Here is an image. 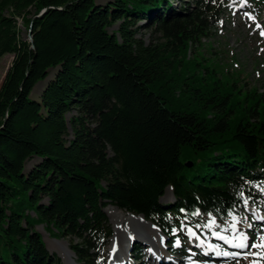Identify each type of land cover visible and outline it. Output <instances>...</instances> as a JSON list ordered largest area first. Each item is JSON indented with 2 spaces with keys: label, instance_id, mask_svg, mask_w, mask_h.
I'll list each match as a JSON object with an SVG mask.
<instances>
[{
  "label": "trees",
  "instance_id": "trees-1",
  "mask_svg": "<svg viewBox=\"0 0 264 264\" xmlns=\"http://www.w3.org/2000/svg\"><path fill=\"white\" fill-rule=\"evenodd\" d=\"M225 2L0 0V58L13 55L0 85V264H62L37 226L67 239L76 264H107V206L142 215L170 244L183 220L228 230L245 205L264 213V98L188 56ZM140 22L164 43L146 45ZM141 252L134 244L132 259Z\"/></svg>",
  "mask_w": 264,
  "mask_h": 264
},
{
  "label": "rangeland",
  "instance_id": "rangeland-1",
  "mask_svg": "<svg viewBox=\"0 0 264 264\" xmlns=\"http://www.w3.org/2000/svg\"><path fill=\"white\" fill-rule=\"evenodd\" d=\"M109 0H95L96 4H105ZM173 7L177 8L180 2L183 0H170ZM226 8L219 19V27L212 30L210 34L202 38L198 43L192 44L188 56L192 60L197 58L200 62L198 69H202V66L209 67L213 70L218 78L224 81L234 82V90L239 91L242 94L246 92L255 91L257 94H262L264 98V8L262 6L256 10L255 3L252 0H225ZM189 2V1H188ZM191 4V3H190ZM32 14V12H31ZM30 14V15H31ZM143 22H140V27L137 37L140 38L146 45L156 46L164 43V39L160 33L155 32L154 26L151 28H143ZM17 32L19 40L29 41L30 37L28 30L20 19L16 21ZM118 24L108 29L111 33L117 29ZM13 60V55H4L0 58V85L4 78V75ZM57 69L49 70L48 76L45 80L40 81L33 88L30 99L39 101V96L43 91L47 83L54 77ZM192 72V70H191ZM204 73V70H197L196 73ZM75 115L74 111L66 114V120L68 121L72 116ZM70 131V130H69ZM39 159H32L26 163L24 173H27L33 165L38 163ZM162 203H172L173 196L170 188L166 189L164 196L161 198ZM105 215L108 219V224L112 230V237L104 245V248L100 252L102 257L107 264H118L116 262L118 254L110 256L112 249L116 250L114 245H119L122 241L124 243L128 238L133 237V242L139 244L140 236H146L148 233L144 231L135 219H131L129 214L123 210H119L113 206H107L104 208ZM261 220H264L263 213L255 210L251 206L245 205L242 211L241 220H230L228 221L225 229L224 224L216 222L214 219H210L207 224L200 228L198 236L202 241H215L220 240L217 235H222L227 240H232L235 233L231 231V226L235 223L237 231L244 232L249 242L260 243L259 237L264 235V226L261 225ZM237 221H239L237 223ZM252 222L257 224L256 228L252 227ZM251 225V227H249ZM185 229L191 230L196 235L197 226L189 227L183 220L180 225V229L176 232L178 239H175L172 244L170 240L162 236L161 244L163 246L164 257L166 253L169 254L168 258L175 262V264H252L254 256L248 258H237L226 257V259H220V261L207 260V263H197L194 261V257H187L189 244L193 237H187ZM35 230L41 235L42 240L46 246L47 251L50 254L56 255L61 260L62 264H76L75 255L70 251L68 247L67 239H54L44 230L43 226L35 227ZM228 232V236H225V232ZM139 235V236H137ZM203 237V238H202ZM191 238V239H190ZM197 239V236L195 237ZM177 241L179 243L177 244ZM76 242V240H75ZM193 242V241H192ZM116 243V244H115ZM182 247H179L180 245ZM194 244V243H193ZM133 246V245H132ZM144 247L143 256L150 249V246ZM173 247L176 249L184 250L186 255H178L171 251ZM226 250V248H223ZM241 250H233L231 253H239ZM247 252V250H244ZM253 253H257L260 249H252ZM71 252V253H70ZM196 252V251H194ZM226 252H229L226 250ZM72 257L68 259V254ZM171 253H173L171 255ZM200 254L201 252L198 251ZM230 253V252H229ZM128 255V254H127ZM203 256V255H202ZM114 259L111 260V258ZM168 259L167 264H172V261ZM128 261V260H127ZM133 264H153L151 261L143 257L139 262L135 259L132 260ZM260 264H264V260L259 261ZM129 264H132V262ZM164 264V262L162 263Z\"/></svg>",
  "mask_w": 264,
  "mask_h": 264
},
{
  "label": "bare ground",
  "instance_id": "bare-ground-1",
  "mask_svg": "<svg viewBox=\"0 0 264 264\" xmlns=\"http://www.w3.org/2000/svg\"><path fill=\"white\" fill-rule=\"evenodd\" d=\"M129 217L131 219H137L136 221L141 224L142 228L144 229V231H146L148 234L144 237L140 236V242L139 244H141L142 246H147V244L150 246V249L148 250V252H146V255L143 256V251H144V247H142V252L141 255L139 257V259L141 260L143 257H145L147 260L151 261V263L153 264H162L164 262V264H167L168 259H170V257L168 258L169 254L166 253V257H164V253H163V246L161 244V240H162V236L161 233L159 232V230L155 227H152L150 225V223H146L143 219V217H133L131 214H129ZM261 225L264 226V220H261ZM257 225V224H256ZM185 233L187 234V237H193V240H191L189 247L188 248V252L190 253H194V251H196V253L201 252L200 254L204 256V259L207 260H211V261H220V259H226L227 256H223L221 254H219V251H217V249L221 250L223 248H227V251H229L231 253V251L237 249L234 247H230L227 243H225L224 240H215V241H201V244H197L194 240H196V235H190L189 230L185 229ZM191 233H194L191 231ZM139 236V235H137ZM191 239V238H190ZM133 240V237L128 238L124 243L119 242L121 244L119 245H114L115 248L118 249H112L110 253V256H114L116 255V253L118 254L117 256V260L116 262L118 264H129V262L132 264L134 263L131 257V251H129V254L126 256L125 252L127 249L128 244ZM193 241V242H192ZM136 242H133V244H135ZM194 243V244H193ZM116 244V243H115ZM132 246V244H131ZM130 246V248H131ZM183 245L181 244L179 247H182ZM174 249V248H173ZM172 250V249H171ZM181 250V249H179ZM240 250V249H237ZM71 253V252H70ZM70 253L68 254V259H70V257H72L70 255ZM179 254V253H178ZM172 255V254H171ZM181 255V254H179ZM114 259V257L111 258V260ZM128 260V261H127ZM171 260V259H170ZM172 261V260H171ZM172 264H175L174 261H172Z\"/></svg>",
  "mask_w": 264,
  "mask_h": 264
},
{
  "label": "snow or ice",
  "instance_id": "snow-or-ice-1",
  "mask_svg": "<svg viewBox=\"0 0 264 264\" xmlns=\"http://www.w3.org/2000/svg\"><path fill=\"white\" fill-rule=\"evenodd\" d=\"M261 34L264 35V32H262ZM245 203H247V201H245ZM233 219L235 220V217H233ZM238 222L239 221H237V223ZM249 227H251V225H249ZM230 230L235 233L232 240H227L225 237L219 235L217 236V238L224 240L225 243H227L230 247L240 249L241 251L239 253H229L217 249V251H219V254L223 256H231L232 258H237L238 256H242V258H248L249 256H254L255 259L253 260V264H259L260 260H264V235H261L259 237L260 239L259 244H257L256 242L250 243L248 236L244 232L237 231L235 223L231 226ZM189 233L190 235H194V233H191V230H189ZM178 243L179 241H177V244ZM252 249H260V251L257 253H253L251 251ZM244 250H247V252H245Z\"/></svg>",
  "mask_w": 264,
  "mask_h": 264
},
{
  "label": "water",
  "instance_id": "water-1",
  "mask_svg": "<svg viewBox=\"0 0 264 264\" xmlns=\"http://www.w3.org/2000/svg\"><path fill=\"white\" fill-rule=\"evenodd\" d=\"M28 34H30V30H28ZM29 37H30V35H29ZM30 42H31V39L29 40ZM188 167H190L191 166V164H188L187 165ZM132 215V214H131ZM133 217H143L142 215H138V216H134V215H132ZM144 219V218H143ZM144 221L146 222V223H150V225L152 226V227H155V228H157L158 229V227L157 226H155L154 224H152L151 222H149V221H146L145 219H144ZM159 230V229H158ZM131 244H132V241L128 244V246H127V249H126V252H125V254L127 255L128 253H129V251H130V246H131Z\"/></svg>",
  "mask_w": 264,
  "mask_h": 264
}]
</instances>
